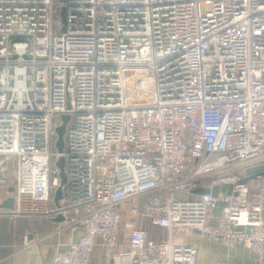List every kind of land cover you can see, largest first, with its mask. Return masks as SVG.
I'll use <instances>...</instances> for the list:
<instances>
[{
    "label": "built area",
    "instance_id": "1",
    "mask_svg": "<svg viewBox=\"0 0 264 264\" xmlns=\"http://www.w3.org/2000/svg\"><path fill=\"white\" fill-rule=\"evenodd\" d=\"M260 166L264 0H0V218L80 228L49 264H196L176 231L264 264Z\"/></svg>",
    "mask_w": 264,
    "mask_h": 264
},
{
    "label": "crops",
    "instance_id": "2",
    "mask_svg": "<svg viewBox=\"0 0 264 264\" xmlns=\"http://www.w3.org/2000/svg\"><path fill=\"white\" fill-rule=\"evenodd\" d=\"M218 214L219 212H216V215ZM124 221H128L126 216ZM128 222L130 223V220ZM16 224L17 226H14ZM125 225H121L122 233L117 241L118 251H122L123 246L127 244L129 228H125ZM11 226H14L13 230ZM132 226L153 232L147 222H135ZM58 228L59 231H56ZM175 233H179L176 235L178 244L198 247L196 264H216L221 261L230 264H259L245 247L228 249L220 244L207 242L199 233L193 231ZM81 234L80 228L71 229L53 222V219H21L11 224L0 218V264H49L54 245L65 249L69 243L77 241ZM24 236L31 242L24 243ZM114 253L115 251L104 256L97 255L90 264H106Z\"/></svg>",
    "mask_w": 264,
    "mask_h": 264
},
{
    "label": "water",
    "instance_id": "3",
    "mask_svg": "<svg viewBox=\"0 0 264 264\" xmlns=\"http://www.w3.org/2000/svg\"><path fill=\"white\" fill-rule=\"evenodd\" d=\"M61 16H62V19L64 21V11L63 10L61 11ZM67 120H68V117L67 116H63L61 118V121H62L61 125L56 128L57 137H56V141H55V148H56V150L59 153H61L63 151V149H64V133H65V125H66ZM55 165L60 171L61 184L65 185L66 184V180H67V176H66V173H65V161H64V158H60L55 163ZM263 170H264V168L262 166H260V167H257V168L248 169L247 170V174L257 173V172H261ZM219 191L220 192H225L227 195H230L231 191H232V187L231 186H227V185H221L220 187L216 186V187L212 188V190L199 188V189H196V190L192 191V194L201 196V195L210 193L212 196L215 197L218 194ZM61 197H62V191H61V188H58L57 191L55 192V196H54L55 202H57ZM0 208L1 209H12L13 208V199L9 198V199H6L5 201H3V203L0 205ZM62 221H63V218L60 217V216H58V217L53 219V222H56V223H60Z\"/></svg>",
    "mask_w": 264,
    "mask_h": 264
},
{
    "label": "rangeland",
    "instance_id": "4",
    "mask_svg": "<svg viewBox=\"0 0 264 264\" xmlns=\"http://www.w3.org/2000/svg\"><path fill=\"white\" fill-rule=\"evenodd\" d=\"M62 16H61V10L59 9V8H56V12H55V14H54V16H53V21L54 22H61L62 23ZM54 30H55V32H60V29H58L56 26H55V28H54ZM65 142H66V140H65V135H64V150H65ZM14 226H17V224L16 225H14ZM14 226H11V229L13 230V228H14ZM13 232V231H12ZM177 234H179V233H174V240L175 241H177V237H176V235ZM185 234V233H184ZM25 240V236H24V238L22 239V241H24Z\"/></svg>",
    "mask_w": 264,
    "mask_h": 264
}]
</instances>
